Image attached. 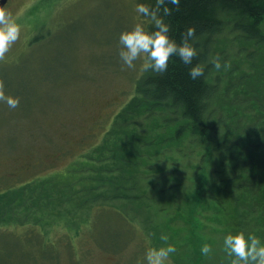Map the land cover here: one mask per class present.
Here are the masks:
<instances>
[{
	"label": "rangeland",
	"instance_id": "rangeland-1",
	"mask_svg": "<svg viewBox=\"0 0 264 264\" xmlns=\"http://www.w3.org/2000/svg\"><path fill=\"white\" fill-rule=\"evenodd\" d=\"M136 6L135 0H10L7 7L22 32L5 61L0 62V77L5 80L6 95L19 97L20 103L15 109L0 103V191L50 175L72 181L86 174L83 168L89 164L88 151L101 147L141 76V61L136 62L135 70H121L118 55L120 33L142 21ZM261 30L264 33V22ZM219 38L216 52L226 53L227 62L241 59L240 68L247 71L250 63L262 62V52H258L261 47L244 40L239 32L226 30ZM247 76L248 84L255 85L252 89L258 95L252 91L235 92L229 87L225 90L230 78L224 75L221 99L212 101L210 106L209 122L213 124L221 118L219 129L211 130L202 142L189 136L180 144L190 142L184 150L175 146L154 159L155 176L139 180L141 185L153 183V190H148L150 211L141 215L121 213L117 202L112 210L107 209L110 211L89 209L84 218H89L90 223L80 224L72 237L67 238L73 229L64 225L48 227L52 241L48 240L45 255L37 247L39 236L32 245L20 236L15 249L27 254L19 258L20 263L12 259L11 264H146L148 248L165 246L160 240L162 234L176 248L170 255L171 264H226L223 240L226 235L235 234V223H230L228 216L233 211L229 188L221 189L218 195L225 212L216 213L212 203L208 204L209 199L195 213L188 209L194 196V165L207 150L213 164L207 176L212 186L217 185L214 180L218 176L213 171L222 161L217 143L234 139L235 133H228L237 131L239 118H232L230 112L242 109L245 115L240 127L247 128L256 118L250 111L256 106L253 104H264V92L258 86L262 82L259 83L260 75L245 72L244 78ZM116 123L121 125L115 121L114 126ZM79 185L74 182L71 187L77 190ZM163 222L166 231L157 228ZM5 227L9 229H0V235L5 234L3 243L8 235L13 239L15 235L10 233L20 235L26 228L17 224ZM205 243L212 248L208 256L200 251ZM7 246L0 245V251Z\"/></svg>",
	"mask_w": 264,
	"mask_h": 264
},
{
	"label": "trees",
	"instance_id": "trees-1",
	"mask_svg": "<svg viewBox=\"0 0 264 264\" xmlns=\"http://www.w3.org/2000/svg\"><path fill=\"white\" fill-rule=\"evenodd\" d=\"M135 1L137 5L150 7L156 4V0ZM165 6L171 9V15L163 19L170 26V38L178 44L187 28H195L197 39L194 46L198 55L192 65H185L179 57L174 56L165 73L149 71L139 76L134 94L114 120V123L120 122L121 125L118 127V123L115 126L113 123L101 147L99 145L88 151L86 160L89 164L83 168L86 171L84 176L63 181L50 175L0 191V229H9L5 227L7 224L26 227L20 235L10 233L15 235L13 239L7 234V242L4 243L1 239H4L5 234L0 235V245L8 244L3 252L0 251V264H11L12 259L20 263L19 258L27 254L17 253L19 249H15L20 244V236L30 245L39 236L37 247L44 255L47 254L48 240L52 241L48 227L53 224L64 225L70 231L73 229L67 234V238L72 237L80 224L90 223L89 218H84L89 209L93 208L96 212L110 211L114 202H117L123 210L121 213L127 211L132 215H141L144 211H150L148 190H153V183L149 181L141 185L139 180L155 176L152 162L161 156V152H167L175 146L179 149L181 146L184 150L190 144L188 141L185 146L180 145L185 138L192 136L194 141L202 142L207 140L211 130L219 129L222 119L218 117L211 124L209 117L212 101L219 102L221 99L223 76L228 75L230 78L226 81L225 90L229 87L235 92L252 91L258 95L253 91L255 85L248 84V76L244 78L245 72L255 71L261 77L259 83L262 82L258 86H262L264 92V33L261 30L264 0H180L178 9L166 0ZM141 20L146 22L143 16ZM226 30L239 32L244 40L256 42L255 45L261 47L258 52H262V62L250 63V71H247L240 68L241 59H236L230 63L229 70L216 71L210 62L214 56L222 57V64L227 62L226 53L216 52L217 41ZM250 56L255 54L250 53ZM197 63H203L205 71L202 77L193 80L189 73ZM253 105L256 106L250 111H254L253 117L256 118L252 123L248 122L250 125L247 128L240 127L244 123L242 116L245 115L242 109L230 112L232 118H239L237 131L234 129L228 133L231 136L234 132V139L217 143L222 160L213 171L218 176L214 180L217 185L212 186V180L207 176L210 166H213L210 151H205L194 165L196 175L191 189L194 196L191 197L193 203L188 212L195 213L208 199V204L212 203L216 213L225 212L218 195L221 189L229 188V193L233 194V211L226 213L230 216L229 222L235 223L232 230L235 233L244 230L246 235L254 234L264 242V104L258 102ZM182 150H179L180 153ZM172 164H175V160H172ZM139 167L142 171H139ZM74 182H80L77 190L71 187ZM158 227L167 230L165 222L158 224ZM11 248L16 251L13 252ZM226 264H229V258Z\"/></svg>",
	"mask_w": 264,
	"mask_h": 264
},
{
	"label": "clouds",
	"instance_id": "clouds-1",
	"mask_svg": "<svg viewBox=\"0 0 264 264\" xmlns=\"http://www.w3.org/2000/svg\"><path fill=\"white\" fill-rule=\"evenodd\" d=\"M168 3L179 8L180 0H167ZM166 0H156L154 7L145 4L136 6V13L146 18L145 21L135 23L129 30L119 35V58L122 69H136V62L141 61L139 72L143 75L152 71L163 74L168 69L169 61L176 56L185 64L192 65L197 57L195 28L189 27L181 36L178 44L170 38V26L163 17L171 15V9ZM162 9V14H161ZM22 28L17 23L14 14L6 4L0 6V62H4L12 46L20 39ZM222 57L214 56L210 61L216 71H227L231 68L229 62L222 64ZM205 65L197 63L190 69V77L196 80L204 75ZM0 103H5L10 109L19 107V97L6 95V85L0 77ZM160 240L165 246L150 247L146 250V264H171L170 255L176 252L174 245L169 244V237L162 234ZM202 255L208 256L212 252L211 245L205 243L200 249ZM223 251L229 258V264H264V242L254 234H245L240 230L235 234H228L223 240Z\"/></svg>",
	"mask_w": 264,
	"mask_h": 264
},
{
	"label": "flooded vegetation",
	"instance_id": "flooded-vegetation-1",
	"mask_svg": "<svg viewBox=\"0 0 264 264\" xmlns=\"http://www.w3.org/2000/svg\"><path fill=\"white\" fill-rule=\"evenodd\" d=\"M9 3H10V0H0V6H3L4 4L8 6Z\"/></svg>",
	"mask_w": 264,
	"mask_h": 264
}]
</instances>
